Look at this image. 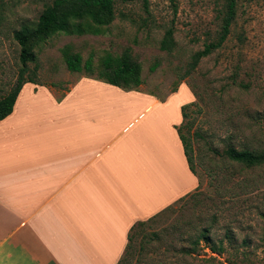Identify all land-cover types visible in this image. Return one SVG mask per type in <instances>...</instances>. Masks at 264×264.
<instances>
[{
    "label": "rangeland",
    "instance_id": "rangeland-1",
    "mask_svg": "<svg viewBox=\"0 0 264 264\" xmlns=\"http://www.w3.org/2000/svg\"><path fill=\"white\" fill-rule=\"evenodd\" d=\"M52 1L0 0V98L20 68L13 32L36 22ZM221 4L118 2L116 18L102 35L55 34L34 48L36 61L28 65L29 75L58 97L81 77L97 80L106 54L120 56L128 50L141 65L137 91L162 104L168 99L173 118L182 106L195 102L177 130L191 146L199 186L192 197L135 226L119 264H264V166L248 170L223 157L229 142L264 149V1L238 0L223 46L186 75L192 54L217 37ZM170 26L175 46L167 53L160 42ZM63 49L79 54L82 67L91 58L90 75L68 71ZM205 230L209 244L199 240Z\"/></svg>",
    "mask_w": 264,
    "mask_h": 264
},
{
    "label": "crops",
    "instance_id": "crops-1",
    "mask_svg": "<svg viewBox=\"0 0 264 264\" xmlns=\"http://www.w3.org/2000/svg\"><path fill=\"white\" fill-rule=\"evenodd\" d=\"M168 103L86 77L59 97L25 83L0 120V264H118L136 222L194 193Z\"/></svg>",
    "mask_w": 264,
    "mask_h": 264
},
{
    "label": "trees",
    "instance_id": "trees-1",
    "mask_svg": "<svg viewBox=\"0 0 264 264\" xmlns=\"http://www.w3.org/2000/svg\"><path fill=\"white\" fill-rule=\"evenodd\" d=\"M148 0H53L50 4H46L37 21L32 24H24L18 30L13 32V39L19 47V62L20 68L17 71L16 79L10 90L0 98V120L6 118L13 109L16 98L21 87L25 83L37 84L29 72V64L35 63L36 56L34 48L45 39L55 34H65L68 36H99L105 32V29L113 23L116 18V3H132L142 2L147 4ZM223 8L220 28L217 32V37L214 41L204 43L202 50L192 54L188 64L186 75L193 71L199 62L220 49L230 34L231 24L235 18L236 5L238 0H218ZM264 1V0H263ZM174 28L168 27L160 42V50L171 53L174 49ZM63 61L70 72H82L83 70L90 75L92 71V61L89 58L84 67H82V57L77 53H71L68 49L61 51ZM103 68L100 71L97 80L104 81L109 85L119 87L126 91H137L142 84L141 65L130 55L126 50L120 56H112L106 54L103 59ZM156 66L151 67L154 71ZM37 65H34L32 74L35 75ZM194 103L186 104L181 107L182 122L187 118L186 109ZM178 131L179 139L182 143L184 155L188 163V167L193 174L191 146L186 137L182 136ZM223 157L230 162L239 164L248 170H255L264 166V149L240 147L237 148L230 142L225 145ZM193 194L188 196L192 197ZM187 197V196H186ZM185 198V197H184ZM184 198L180 199L183 200ZM179 200V201H180ZM170 207V206H169ZM168 207V208H169ZM167 209V208H166ZM165 209V210H166ZM164 211V210H163ZM157 215V214H156ZM149 220V219H148ZM151 220V218H150ZM145 221L136 222L128 234L127 248L132 240L131 231L137 225H143ZM207 231H202L199 235V240L211 243V238L206 234ZM196 244V243H195ZM216 251L215 247H211ZM184 250V249H183ZM184 252L190 254L188 250ZM119 264V263H118Z\"/></svg>",
    "mask_w": 264,
    "mask_h": 264
}]
</instances>
